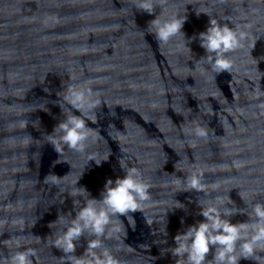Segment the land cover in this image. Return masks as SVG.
<instances>
[{
	"label": "water",
	"instance_id": "water-1",
	"mask_svg": "<svg viewBox=\"0 0 264 264\" xmlns=\"http://www.w3.org/2000/svg\"><path fill=\"white\" fill-rule=\"evenodd\" d=\"M198 9L246 33L229 53L231 71L194 67L182 36L158 43L147 26L159 7L149 14L133 0H0V256L17 250L11 237H23L21 250L37 249L34 264H70L52 243L65 221L50 224L84 206L83 197L68 195L82 173L78 186L99 198L107 178L125 174L120 160L141 170L152 194L134 223L120 218L118 238H103L121 264H177L174 237L204 219L197 200H205L195 190L176 192L177 176L196 171L206 184L220 183L230 207L251 211L240 193L264 201V0H169L164 11L186 14L191 37L209 23ZM189 46L195 59L205 54L198 39ZM69 86L90 88L100 100L96 123L88 122L99 139L84 153L65 147L61 155L46 134L68 114L58 101ZM25 118L26 129L10 126ZM197 125L206 138L194 135ZM27 133L31 144L22 142ZM109 151L101 165L89 161V153ZM50 174L64 176L58 186L45 181ZM176 199L187 210H171ZM248 219L246 212L231 217ZM95 238L85 232L75 255L91 259L87 242Z\"/></svg>",
	"mask_w": 264,
	"mask_h": 264
},
{
	"label": "clouds",
	"instance_id": "clouds-1",
	"mask_svg": "<svg viewBox=\"0 0 264 264\" xmlns=\"http://www.w3.org/2000/svg\"><path fill=\"white\" fill-rule=\"evenodd\" d=\"M133 2L135 9L149 14L155 13L158 7L161 9L147 26L158 43L167 44L173 38L182 36L183 44L180 49L187 50L190 60L194 61V67L203 72L207 65L217 74L232 70L233 61L229 53L241 47V41L246 38V33L240 30L239 26L233 27L228 23H221L211 15V12L198 9L195 10L197 16L201 13L208 15V26L206 30L187 37L183 28L188 16L179 13L165 14L164 10L169 0H133ZM197 39L200 47L205 50V54L199 59L191 56L193 53L189 46ZM58 103L63 113L68 114L55 126L52 133L46 134L47 142H50L61 155L65 147L79 153L86 152L88 142L99 139V135L95 134V128L90 127L88 122L96 123L95 109L100 105V100L92 97L90 88L69 86ZM40 108L47 111L44 103ZM73 109L78 110L80 114H74ZM28 123V119L25 118L13 122L10 126L19 125L26 129ZM37 123L39 122L33 121L35 126ZM193 132L199 138L208 136L207 129L203 126L197 125ZM10 139L12 142L16 140L15 137ZM32 140L31 135L27 133L22 142L31 144ZM110 155L111 151L100 157L96 153L88 154L89 161H95L98 166L108 161ZM119 166L125 174L117 176L115 180L111 177L107 178L99 198L93 197L86 186H78L82 173L80 178L73 182L75 187L70 189L68 195L83 197L84 206L72 219L58 216L57 220L50 224L51 226L57 221H65L62 234L52 243L63 251L65 255L62 259L70 264H121L104 245L103 238H118L122 231L118 223L120 218L127 217L134 223L132 214L141 211L151 200L152 194L151 185L144 181L140 169L129 167L124 160L119 161ZM63 177L50 174L45 181L58 186ZM173 183L178 185L176 192L195 190L205 196V200H197L198 214L204 219L187 226L183 232H178L174 237L175 246L170 248V252L172 256L179 258L177 264H240L242 259L264 264V255L261 254L264 253V201L256 200L255 194L251 200H247L244 194L240 193L251 211H247V208L230 207L228 205L234 204V201L229 194L225 197L219 193L220 183L208 185L204 182L203 175L196 171L183 178L177 176ZM209 188L217 194L212 195L208 191ZM177 208L187 210V206L176 199L171 210ZM241 212H246L249 219L233 223L231 217ZM183 222L182 217L181 223ZM166 225L165 234H167ZM85 232L96 237L87 242L86 251L91 259L75 255L77 242ZM36 238L40 237L36 236ZM22 239L23 237L9 239V246L14 244L17 250L10 251L7 256H0V264H34L33 257L37 256V249L28 247L21 250ZM96 249L101 250L99 254L96 253ZM210 250H212L211 258L208 255Z\"/></svg>",
	"mask_w": 264,
	"mask_h": 264
}]
</instances>
